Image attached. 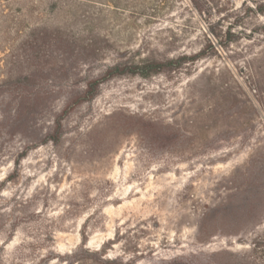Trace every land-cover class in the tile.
<instances>
[{"label":"rangeland","instance_id":"374dc122","mask_svg":"<svg viewBox=\"0 0 264 264\" xmlns=\"http://www.w3.org/2000/svg\"><path fill=\"white\" fill-rule=\"evenodd\" d=\"M27 2L23 35L70 20L39 27L11 68L23 93L0 92V264H65L82 241L121 264H264V0L205 18L188 0ZM145 60L174 62L67 107Z\"/></svg>","mask_w":264,"mask_h":264},{"label":"trees","instance_id":"16d2710c","mask_svg":"<svg viewBox=\"0 0 264 264\" xmlns=\"http://www.w3.org/2000/svg\"><path fill=\"white\" fill-rule=\"evenodd\" d=\"M51 7L55 9L61 2V0H48ZM193 7V9L198 13L199 16L202 18L210 17L213 12H216L217 6L220 4L221 0H188ZM39 0H31L32 6L38 4ZM43 1H40L39 4H42ZM16 5L18 8H11V6ZM259 12L264 14V4L260 5ZM29 8V3L27 0H0V54L3 55L1 61L3 64L0 63V92L4 91V87L8 84L14 86V89H11L13 92L23 93L22 84L24 83L18 76L16 78L12 77L11 75V68L12 65L19 63L20 58L23 54H26L28 49H26L25 45H33L36 42L34 37L38 34L39 27L42 25H50L55 26L56 34L54 37L61 36L62 33H65V29L61 28L60 26L64 27L66 23L70 20L68 16L62 17L59 19V14H55V17L52 21L51 19L48 21L44 20H37L34 21V25L29 29H25V33L23 35L22 31L23 28V21L25 20L24 14L22 11H25ZM10 11H17V14L12 15ZM57 20L59 23H57ZM56 22V24H55ZM213 36L219 40V36L217 33L212 31ZM6 34H11L10 36H6ZM21 37V38H20ZM87 46H91V44H87ZM31 50L35 51V49L31 46L28 47ZM92 49V48H91ZM37 52H41L40 49H36ZM94 50V49H92ZM42 52H47L42 50ZM204 54L203 51L196 53L193 57H188L189 62L194 61L195 59L201 57ZM174 60L164 61H143L141 64L138 63H127V62H115L111 65L105 67L104 71L100 76L91 78L84 82L83 89L79 91L76 95L73 96L70 103H67V107L78 105L82 102L91 101L96 93L99 85L114 77H119L122 75L127 74H140V75H147L156 72H163L165 70V65L168 63L169 65H173L172 63ZM169 68H173L170 67ZM68 107V108H69ZM15 109H13V113ZM66 113V109L63 110V115ZM60 120L56 121L52 132L50 140L56 142L59 138L60 132ZM3 188L2 182H0V192ZM80 246H77L74 250L70 251L64 255H57L56 259L58 261L64 262L65 264H121L117 263L115 258H107L105 256V250L99 249L96 251H91L85 248V242L82 241ZM94 256V257H92ZM91 261L93 263H87ZM129 264V263H125Z\"/></svg>","mask_w":264,"mask_h":264}]
</instances>
